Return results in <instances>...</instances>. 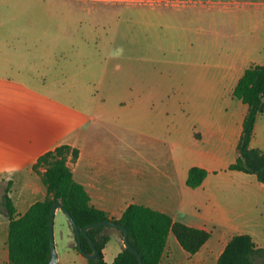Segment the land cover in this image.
<instances>
[{"label":"crops","instance_id":"obj_1","mask_svg":"<svg viewBox=\"0 0 264 264\" xmlns=\"http://www.w3.org/2000/svg\"><path fill=\"white\" fill-rule=\"evenodd\" d=\"M63 1L81 10L95 5L141 7L152 12V21L181 22L176 34L183 43H189L184 53L213 55L212 64L198 65L201 75L197 81L191 84L183 81L181 87V99L208 103L203 114L199 111L186 114L193 125L190 137L198 143V162L188 164L172 156L165 159L157 154L160 148L152 146L154 157L149 162L152 176L142 182L139 163L111 160L101 144L92 142L91 152L85 157L75 142H69L71 133L77 135V129L84 124L78 112L39 95L31 88L38 80L37 74L29 71L30 67L22 64L14 52L3 51L0 52L4 56L0 61V201L8 188L16 213L21 215L42 200L46 192L41 174L45 170L34 171L33 165L45 153L68 145L79 152L75 162L68 161L72 177L83 186L94 208L119 219L129 205L138 204L210 234L194 255L187 254L169 234L159 264H217L230 239L239 235H249L257 247L264 248V185L254 175L228 169L237 157L236 147L247 111L246 105L232 97L233 90L247 68L264 67V0ZM11 17L0 15L4 21ZM193 32L195 36L190 39ZM183 72H188V68ZM52 104L59 108L46 112V106ZM168 139L175 146L183 143L179 134L174 138L169 134ZM250 146L264 154V112L256 118ZM192 167L207 172L196 189L186 185ZM0 227L7 236L8 218L2 206ZM62 227L66 233H61L60 242L54 238L57 264L61 261L60 251L70 261L86 264L87 260L73 249L67 220ZM6 242H3L4 259L9 264Z\"/></svg>","mask_w":264,"mask_h":264},{"label":"rangeland","instance_id":"obj_2","mask_svg":"<svg viewBox=\"0 0 264 264\" xmlns=\"http://www.w3.org/2000/svg\"><path fill=\"white\" fill-rule=\"evenodd\" d=\"M1 14L12 17L0 18V52H14L37 74L31 88L39 95L78 112L84 124L69 142L85 157L92 142L101 144L111 160L139 163L142 182L152 176V146L165 159L198 162V143L190 137L193 125L186 114H203L208 103L181 99V87L183 81H197L198 65L212 64L213 55L183 52L189 43L176 34L181 22L152 21V12L141 7L81 10L63 0H0ZM3 57L0 53V61ZM58 108L52 104L46 112ZM169 134H179L183 143L171 144ZM66 220L61 211L55 214L58 243ZM106 232L111 235L105 262L110 264L121 239L117 231ZM6 238L0 227V264H6ZM60 253L59 264H80Z\"/></svg>","mask_w":264,"mask_h":264},{"label":"trees","instance_id":"obj_3","mask_svg":"<svg viewBox=\"0 0 264 264\" xmlns=\"http://www.w3.org/2000/svg\"><path fill=\"white\" fill-rule=\"evenodd\" d=\"M232 97L247 106L242 124L235 161L229 165L230 171L254 175L264 185V154L250 146L253 130L258 115L264 112V67L250 66L238 80ZM78 150L68 145H61L38 158L33 170L43 168L41 183L45 188L42 200L32 204L21 215L16 213L8 188L0 201L8 218L7 250L9 264H49L51 258L49 241V220L52 205L61 204L70 214L77 228L81 231L87 225L111 220L128 231V241L132 249L124 246L122 232L110 226L89 230L97 255L87 260L88 264H106L103 250L109 242L110 232L117 231L121 239V250L111 264H138L137 255L142 264H159L167 238L172 234L180 247L189 255L196 254L206 243L210 234L203 230L188 227L175 222L164 213L146 206L131 204L119 219L110 218L108 214L94 208L83 186L72 177L68 161L75 162ZM207 176L204 169L192 167L188 171L186 185L198 188ZM73 249L77 248L73 228ZM106 232V233H105ZM81 249L91 253L92 248L87 239L81 236ZM217 264H264V248L257 247L249 235L234 236L227 243Z\"/></svg>","mask_w":264,"mask_h":264},{"label":"water","instance_id":"obj_4","mask_svg":"<svg viewBox=\"0 0 264 264\" xmlns=\"http://www.w3.org/2000/svg\"><path fill=\"white\" fill-rule=\"evenodd\" d=\"M57 210L61 211L64 214V216L66 217L67 221L69 222V224L73 228V231H74L75 237H76L77 248L80 251L82 257H84L86 260L92 259V258H94L97 255V250H96L92 240L88 236L87 232L89 230L97 229V228H100L102 226H110V227H113V228H116V229L120 230L122 232V240H123L124 246L126 248H128V249H132L130 247V244H129V241H128V231H127V229H125L121 225H118V224H116L115 222H113L111 220H107V221L99 222L97 224L87 225L80 231L77 228V226L75 225V223L72 220V218H71L70 214L68 213V211L61 204L56 203V204L52 205L51 210H50L49 241H50L51 258H50L49 264H57V262H58V256H57V253H56V250H55L54 232H53V229H54V218H55V213H56ZM81 236H83L85 239H87V241L91 245V248H92V252L91 253H85L84 251H82V249H81ZM132 251L137 255L138 264H142L140 256L136 253V251H134V250H132Z\"/></svg>","mask_w":264,"mask_h":264}]
</instances>
